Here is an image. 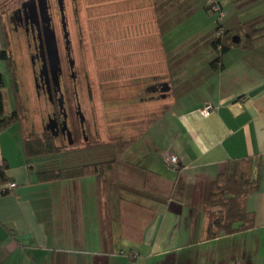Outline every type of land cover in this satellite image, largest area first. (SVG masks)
<instances>
[{"label": "crops", "instance_id": "0c3cea01", "mask_svg": "<svg viewBox=\"0 0 264 264\" xmlns=\"http://www.w3.org/2000/svg\"><path fill=\"white\" fill-rule=\"evenodd\" d=\"M247 1L248 14L225 25L221 17L224 30L264 15V0ZM63 2L72 56L101 120L115 105L136 113L137 126L106 134L137 139L103 193L82 168L112 161V146L96 147L109 148L105 161L47 167L25 155L19 123L0 129V167L16 185L0 196V264H264V37L211 65L217 19L205 0ZM12 96L9 111L2 89L6 115ZM246 157L261 162L259 189L246 200L253 228L206 239L210 187L227 162ZM47 171L62 178L40 182Z\"/></svg>", "mask_w": 264, "mask_h": 264}, {"label": "trees", "instance_id": "16d2710c", "mask_svg": "<svg viewBox=\"0 0 264 264\" xmlns=\"http://www.w3.org/2000/svg\"><path fill=\"white\" fill-rule=\"evenodd\" d=\"M0 31L4 45V49L0 48V62H8L14 80V72L12 70L13 63L7 47L8 39H6V37L8 35L2 23ZM219 31H221L220 35H217ZM233 37L239 38L238 43L232 42ZM260 37H264V15L241 24L237 30H224L222 25L217 23L211 48L218 52V57L211 65L220 61L221 55L232 47L249 49ZM3 85V77L0 74V129L6 130L16 123H19L22 128V113L20 111L21 101L16 92L14 82L13 94L15 110L9 115L5 114L3 108ZM136 139V137H129L128 139L110 140L100 142L95 146H86L87 144H84L83 147H59L55 145L51 138L45 136H43V138H33V136H30V138L24 137L23 148L28 158H37L76 151L80 148L84 149L92 146H112L114 149L112 161L86 165L82 168L83 175H94L98 178L101 186L100 188L104 193L106 190V183L114 176L116 161L120 159ZM260 167L261 162L256 157H246L227 162L224 170L213 181L209 190L208 199L201 210L206 221V239H215L221 235L243 233L253 228V216L252 213L248 212L246 209V200L249 195L257 192L259 189ZM6 170L7 166L3 165L0 167V196L7 194L5 191L10 183L5 174ZM61 178L62 175L60 171H47L38 174V180L40 182H53Z\"/></svg>", "mask_w": 264, "mask_h": 264}, {"label": "rangeland", "instance_id": "374dc122", "mask_svg": "<svg viewBox=\"0 0 264 264\" xmlns=\"http://www.w3.org/2000/svg\"><path fill=\"white\" fill-rule=\"evenodd\" d=\"M13 0H0V11L7 10ZM15 1V0H14ZM223 10H222V19L223 24L230 20L235 12H244L248 14L250 5H247V0H241V5L238 7V2L236 3H228L229 0H223ZM245 1V2H243ZM243 2V4H242ZM66 7H69L71 4V0H65ZM52 5V16L55 18L57 33L59 32V18L57 14V8L55 0H51ZM235 5L238 7L237 9L233 6ZM63 6V17L66 21L65 16V9H64V2L62 0ZM227 15V16H226ZM212 17L218 19L217 14H212ZM225 16V17H224ZM224 17V18H223ZM2 24L4 30L7 32L8 26L4 22V18L2 17ZM68 31V30H67ZM74 32V30H72ZM59 35V33H58ZM8 39L7 47L10 57L13 63V77L12 78V71L9 68L8 62L1 61L0 62V74L3 77V93L5 97V105L7 106L6 109L11 111L14 108L13 102V82L15 85L16 92L21 101V108L20 111L22 113V122H23V132L26 138H43L42 136V124L46 119V116L51 113L50 106L47 105L43 98L38 99L35 94V88L33 84L34 73H33V66L30 61V56L26 44V40L22 35H18L16 33H8L6 37ZM0 48L4 49L3 40L0 35ZM73 62L75 63V70L77 74V93H78V103L80 104V108L82 111V118L84 120L83 131L85 137L77 136V147H83L84 143H87L86 146L96 145L100 142L110 141V140H117V139H128L129 137H119V136H110L107 135V132L112 130H127L128 128H133L137 126V120L134 119L135 112L134 107H130V111L126 112L124 116L120 115V106L115 105L114 108H104L106 111V116H109V122L107 120H101V112L100 106L97 104L92 105L88 100V92L90 89H86L85 83V66L81 64L80 59L73 58ZM68 85V84H67ZM69 87V86H68ZM67 87V88H68ZM100 91V90H99ZM115 91V90H113ZM91 93V91H90ZM93 95L95 96V90H92ZM69 98L71 96L70 90L68 92ZM8 98V103H7ZM115 98V97H114ZM114 102L117 104L116 99ZM67 106V112L71 114L70 123L68 126L72 128L74 131L78 132V126L76 120H74V102L70 100ZM114 103V104H115ZM103 108V107H102ZM137 110V109H136ZM122 112V111H121ZM97 115H96V114ZM99 117V118H98ZM149 121H145L143 125L148 123ZM127 132V131H126ZM106 136V137H105ZM89 147V148H80L76 151H71L72 153L68 154H56V155H49L44 156L43 164L47 167L57 166L60 167L63 163L71 162L73 164L78 162L86 163H94L99 161H105L107 158V150L108 147L97 150L96 147ZM108 148V149H107Z\"/></svg>", "mask_w": 264, "mask_h": 264}, {"label": "flooded vegetation", "instance_id": "af4514ba", "mask_svg": "<svg viewBox=\"0 0 264 264\" xmlns=\"http://www.w3.org/2000/svg\"><path fill=\"white\" fill-rule=\"evenodd\" d=\"M55 3L59 35L52 16L51 0H13L7 10L0 11V21L2 23L3 17L8 26L7 35L11 31L25 38L33 66L35 94L38 99L43 98L52 110L42 124V135L51 138L59 147H77V136L85 137L82 129L84 120L80 121L82 111L78 103L77 74L66 21L62 18L58 0ZM55 51L58 64L55 63ZM70 100L74 102L73 116L78 132L68 126L71 114L67 112V106Z\"/></svg>", "mask_w": 264, "mask_h": 264}, {"label": "built area", "instance_id": "2783aa9c", "mask_svg": "<svg viewBox=\"0 0 264 264\" xmlns=\"http://www.w3.org/2000/svg\"><path fill=\"white\" fill-rule=\"evenodd\" d=\"M205 6L207 10L213 14L218 15L217 23L221 24V8L219 6L218 0H205ZM221 31L217 32V35H220ZM219 49V48H218ZM213 111V107L207 105L203 108L202 114L203 116H208ZM165 163L168 167L175 169L177 167V158L175 156H165ZM16 185L14 183H9L7 186V190L5 191L7 194L11 193L15 189ZM4 193V192H3Z\"/></svg>", "mask_w": 264, "mask_h": 264}, {"label": "water", "instance_id": "95a60500", "mask_svg": "<svg viewBox=\"0 0 264 264\" xmlns=\"http://www.w3.org/2000/svg\"><path fill=\"white\" fill-rule=\"evenodd\" d=\"M39 2H41V0H38ZM58 5H59V9H60V12H61V14H62V18H63V20H64V17H63V6H62V0H58ZM52 36V37H51ZM50 37H51V40L53 41V44L55 45V39L53 38V34H51L50 35ZM238 41H239V38L238 37H233L232 38V42L233 43H238ZM52 46L53 47V51L55 50V46ZM55 56H56V59H55V63L56 64H58V62H57V55H56V51H55ZM80 112V111H79ZM81 114V113H80ZM80 121H81V123H82V121H83V118H82V115H81V118H80Z\"/></svg>", "mask_w": 264, "mask_h": 264}]
</instances>
